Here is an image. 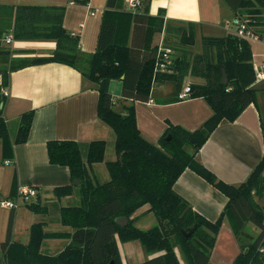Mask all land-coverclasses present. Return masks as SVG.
Wrapping results in <instances>:
<instances>
[{"label":"trees","instance_id":"trees-1","mask_svg":"<svg viewBox=\"0 0 264 264\" xmlns=\"http://www.w3.org/2000/svg\"><path fill=\"white\" fill-rule=\"evenodd\" d=\"M149 1L143 2L145 12L138 13L124 11V0H106L96 49L92 53L82 52L78 35L63 27L64 5H0V87L7 85L11 71L46 62L67 64L94 82L98 91L97 115L114 134V157L106 160L107 143L103 139L46 142L49 162L66 165L71 179L80 180L78 185L53 188L57 198L71 194L74 189L77 191V204L59 208V221L72 230L46 231L43 222L37 221L30 225L26 243L14 241L10 238L11 212L6 237L0 243V264H123L117 240H137L144 252L151 255L136 264H180L175 247L180 248L187 264H211L210 253L224 216L230 220L235 237L239 241L247 240L229 264H264V208L254 199V194L264 192V156L238 184L220 180L197 156L221 121H233L255 100L254 85L258 82L249 40L230 30L220 36H202L201 51L191 52L189 47L195 41L193 23L164 24L162 9L156 15L146 11ZM224 1L233 18L264 34V0ZM1 16L12 18V22L4 23ZM126 27L130 33L128 42ZM5 28L11 30L14 39L53 40L55 48L47 55L14 57L2 44ZM163 32L172 38L170 43L167 40L160 43L171 49L172 63L165 72H158L155 70L160 57L158 38ZM222 69L227 77L225 83ZM188 74L204 80L189 83L188 96L203 97L212 109L211 115L192 131L168 122L157 143L146 140L136 125L132 103L147 101L152 85L158 81L171 80L179 88ZM112 79L121 80V98L130 99V104L114 108L116 101L108 91ZM4 99L0 93V103ZM32 118L33 110L19 116L12 141L0 106L3 158L10 156L12 142L26 141ZM98 161H104L108 171L109 178L103 182L91 172V165ZM186 168L227 197L215 220L202 216L174 191L175 180ZM36 198L38 192L23 205L37 212L43 210ZM143 205L148 206L146 211L156 219L148 228L138 227L132 217ZM120 216L127 218L123 225L116 220ZM248 223L258 229L254 238L245 231ZM194 225L189 237L180 232V228L190 229ZM60 237L69 241L59 252H42L44 239Z\"/></svg>","mask_w":264,"mask_h":264},{"label":"crops","instance_id":"crops-1","mask_svg":"<svg viewBox=\"0 0 264 264\" xmlns=\"http://www.w3.org/2000/svg\"><path fill=\"white\" fill-rule=\"evenodd\" d=\"M105 1L87 0L86 3H81L78 0H0V5H64L63 27L71 34L78 35V46L82 52L92 53L96 49ZM159 9L163 10L164 24L192 22L195 36L200 34V38L224 35L232 28L225 21L234 15L224 0H150L146 11L150 15H156ZM123 10L142 13L144 8L141 6L134 11L130 10L125 6L124 0ZM1 19L4 23L12 22L10 17L1 16ZM9 31V28H5L4 32ZM124 33L128 42V27ZM165 35L164 32L160 34L158 44L164 40L168 43ZM249 45L255 68L264 57V43L249 40ZM54 48L53 40L13 38L9 49L12 56L20 57L47 55ZM167 81L172 83L171 88L163 86ZM203 81L201 77L188 74L179 88L171 80L154 83L147 101L132 103L141 135L146 140L157 143L168 122L190 131L198 128L211 115L212 109L201 96L179 98L178 93L186 84ZM6 88L8 93L0 106L8 131L10 123L16 122L9 138L13 141L19 116L23 112L33 110V118L26 141L12 142L10 156L2 157L0 140V198H15L19 187L33 185L38 192L36 201L43 210L33 211L23 204L14 209L0 205V243L6 237L11 212V240L26 243L29 227L37 221L43 222L46 231L70 232L72 229L69 226L59 224V208L77 204L79 196L75 189L71 194L60 198L54 195V187L71 184L72 179L66 165L49 162L46 142L51 139L77 142L103 139L107 143L106 148L108 143L112 146L114 134L97 115L98 91L95 84L67 64L46 62L9 72ZM254 88L255 100L233 121H221L197 153L202 164L226 183L242 182L264 156V82H258ZM108 91L116 101L115 109L132 102L130 99L121 98L120 79L110 80ZM5 160L10 163L5 164ZM92 174L95 176L93 172ZM102 177L104 181L109 178L107 172ZM173 189L195 211L212 221L219 216L227 201V197L220 190L189 168L181 172L173 184ZM71 198L75 200L72 201ZM147 207L143 205L133 213L135 224ZM68 241V238H46L42 242L41 250L55 254ZM241 244L234 235L230 220L224 216L210 253V263L229 264L240 251ZM133 249L140 251L138 244ZM141 249L144 251L142 247ZM175 253L180 264H187L179 247H175ZM128 258L125 257L123 262L129 263Z\"/></svg>","mask_w":264,"mask_h":264},{"label":"built area","instance_id":"built-area-1","mask_svg":"<svg viewBox=\"0 0 264 264\" xmlns=\"http://www.w3.org/2000/svg\"><path fill=\"white\" fill-rule=\"evenodd\" d=\"M144 0H125V6L130 10H136L143 5ZM229 25L231 30L239 36L251 41H259L264 43V34H259L253 29L248 27V25L241 20L236 18L228 19L225 21ZM2 42L5 44H11L13 42V35L11 31L5 32L2 35ZM160 57L155 64V70L158 72H165L168 69V66L172 63L171 60V49L168 46L160 44ZM255 81L264 82V57H262L259 65L255 67ZM190 86L189 84L184 85L178 93L179 98L189 97ZM0 93L4 96L7 95L8 91L6 86L0 87ZM5 164L10 163L9 160L4 161ZM37 195V187L22 186L18 188L17 196L12 199H0V205L9 209L16 208L19 204L31 201Z\"/></svg>","mask_w":264,"mask_h":264},{"label":"rangeland","instance_id":"rangeland-1","mask_svg":"<svg viewBox=\"0 0 264 264\" xmlns=\"http://www.w3.org/2000/svg\"><path fill=\"white\" fill-rule=\"evenodd\" d=\"M174 40H176V39H174ZM2 44L7 48H10V46H11V44H5L4 42H2ZM189 49H191V52L201 51L200 34H197L195 36L194 44L192 47H189ZM163 86H165L167 88H171L172 83L170 81H167L163 84ZM18 122H19V119H18ZM15 125H16V122H14V121L12 123H10V128H9L10 131L12 128L15 127ZM7 129H8V126H7ZM10 131H8V135H9ZM113 154H114L113 147L110 146V143H108L106 153H105V160L109 159V158L111 159L113 157ZM91 172H93L95 174V176L99 182L104 181V178L102 177L104 175V173H105V175H106V172L108 174V171H107V168L105 166L104 161L94 162L91 165ZM254 199L258 202V204L260 206H262V208H264V192H262L261 195L254 194ZM71 200L74 201L75 199L73 200V198H71ZM155 222H156V219H155L153 213L144 211V213H142L140 218H138L136 220V225L140 228H148V227L154 225ZM59 224L63 225L61 222H59ZM245 231L248 233L250 238H254L258 233L257 227L255 225H253L252 223H248L246 225ZM60 238L63 239L65 237H60ZM246 241L247 240L245 238L240 239L241 243H244ZM57 242H59V241H57ZM59 243H56V244H59ZM135 244L136 245L138 244V246L140 247L139 252L138 251L136 252L135 249H133V246ZM117 245H118V251H119L120 258L122 260V263H124V264H130L131 262L136 264L139 261H141L147 257V256L145 257L146 254L144 251H142L141 245L137 240H130V241H126V242H120L119 240H117ZM125 257H129L128 258L130 260L129 263H126L125 261L123 262Z\"/></svg>","mask_w":264,"mask_h":264},{"label":"water","instance_id":"water-1","mask_svg":"<svg viewBox=\"0 0 264 264\" xmlns=\"http://www.w3.org/2000/svg\"><path fill=\"white\" fill-rule=\"evenodd\" d=\"M165 39H168V43L171 42V38L167 35L164 36ZM227 81V77H226V73L224 71V69H222V82H226ZM169 138V136L167 137V139ZM73 185H78L80 183V180L78 179H73L72 182H71ZM117 222L120 224V225H123L127 222V218L124 217V216H120L118 218H116ZM195 229V225L192 226L190 229H182L180 228V232L184 235V237H189L191 235V233L193 232V230Z\"/></svg>","mask_w":264,"mask_h":264}]
</instances>
